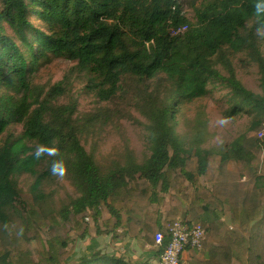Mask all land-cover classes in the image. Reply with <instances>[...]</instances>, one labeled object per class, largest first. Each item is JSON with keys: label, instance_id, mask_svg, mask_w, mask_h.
Returning a JSON list of instances; mask_svg holds the SVG:
<instances>
[{"label": "trees", "instance_id": "1", "mask_svg": "<svg viewBox=\"0 0 264 264\" xmlns=\"http://www.w3.org/2000/svg\"><path fill=\"white\" fill-rule=\"evenodd\" d=\"M257 4L264 0H0V264H128L76 249L122 229L152 245L162 232L160 253L185 205L189 223L204 233L202 250L187 247L188 264H264V134H256L264 130V11ZM181 24L187 30L172 35ZM242 55L257 67L258 91L237 75L234 59ZM58 59L72 65L36 96L33 74ZM79 80V93L100 104L81 117ZM216 93L223 118L250 125L211 151L200 130H179L186 107ZM120 118L143 127L148 153L139 161L124 141L120 160L103 163L104 128ZM23 174L32 178L26 193ZM56 175L75 190L57 205L45 189ZM166 194L176 203L162 217Z\"/></svg>", "mask_w": 264, "mask_h": 264}, {"label": "rangeland", "instance_id": "2", "mask_svg": "<svg viewBox=\"0 0 264 264\" xmlns=\"http://www.w3.org/2000/svg\"><path fill=\"white\" fill-rule=\"evenodd\" d=\"M184 9L187 17L191 18L192 13L190 8L186 6ZM234 63L237 75L246 87L253 91H258L257 67L255 65H245L243 55L235 57ZM71 65L68 61L58 59L33 74L31 83L36 89L34 94L42 97L51 85L63 78ZM81 84L79 80L73 88L75 95L78 97L77 116L79 117L93 112L100 106L93 97L79 93ZM218 98V93H216L188 105L185 109V116L181 120L179 130L181 134H193L197 130H200L204 137L202 147L208 148L211 151H218L223 145L244 134L250 125V120L246 117H238L231 120L223 118ZM50 99L51 97L48 96L47 100ZM63 101V99L60 100V102ZM130 112L137 119L144 121L132 107L130 108ZM105 123H108V119L105 120ZM199 125L202 126L200 127ZM14 130L15 132H19L21 127L17 126ZM103 134L105 135L104 143L100 144L97 153V158L103 163L111 160H120L124 141L127 142L139 161L148 153L145 145L146 131L142 126L131 122L128 118H120L119 123L115 125L108 123L104 128ZM91 141L92 139L89 137L86 143L87 150L90 147ZM31 181L32 178L30 176L26 174L21 175L20 185L25 193ZM243 182L244 179L241 180V183ZM45 189L47 192H52L55 205L68 196L75 195L73 186L61 175H56L52 180L47 182ZM165 198L168 203L173 200L172 195L169 194H166ZM88 245L92 246L94 243L89 242L85 244V246ZM84 251L85 248L83 249V247L79 250L82 253ZM71 258L72 256L68 257L67 260L71 261Z\"/></svg>", "mask_w": 264, "mask_h": 264}, {"label": "crops", "instance_id": "3", "mask_svg": "<svg viewBox=\"0 0 264 264\" xmlns=\"http://www.w3.org/2000/svg\"><path fill=\"white\" fill-rule=\"evenodd\" d=\"M173 203H176L174 198L170 203H168L166 198L164 199L161 208L162 217L168 206ZM91 232L93 234V231ZM142 236L143 233L139 237H130L122 229H117L116 233L110 235L92 236L86 239L80 247L76 249L77 256L82 255L85 251L99 249L109 254L124 256L128 264H156L160 254L158 252V246L144 242ZM89 242L94 243V245L85 246V244ZM82 247L83 249L85 248L83 253L79 252ZM189 255V249L183 251L181 254V264H188Z\"/></svg>", "mask_w": 264, "mask_h": 264}, {"label": "built area", "instance_id": "4", "mask_svg": "<svg viewBox=\"0 0 264 264\" xmlns=\"http://www.w3.org/2000/svg\"><path fill=\"white\" fill-rule=\"evenodd\" d=\"M187 30V24H181L170 29L172 35L183 33ZM257 138L261 139L264 130L257 133ZM169 241L160 252L156 264H181V254L187 247L197 251L202 250L204 233L200 224H190L188 207L182 206L175 220L168 228ZM162 232L154 234V244L161 246L163 242Z\"/></svg>", "mask_w": 264, "mask_h": 264}, {"label": "clouds", "instance_id": "5", "mask_svg": "<svg viewBox=\"0 0 264 264\" xmlns=\"http://www.w3.org/2000/svg\"><path fill=\"white\" fill-rule=\"evenodd\" d=\"M256 11H257V13H259L260 11H264V6L257 4L256 5ZM53 170H55V169H53Z\"/></svg>", "mask_w": 264, "mask_h": 264}]
</instances>
